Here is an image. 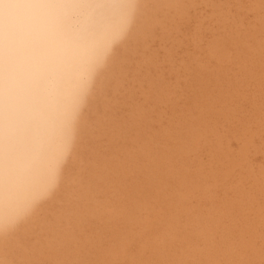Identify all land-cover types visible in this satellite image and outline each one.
Masks as SVG:
<instances>
[{"label": "bare ground", "instance_id": "1", "mask_svg": "<svg viewBox=\"0 0 264 264\" xmlns=\"http://www.w3.org/2000/svg\"><path fill=\"white\" fill-rule=\"evenodd\" d=\"M0 264H264V0H0Z\"/></svg>", "mask_w": 264, "mask_h": 264}]
</instances>
